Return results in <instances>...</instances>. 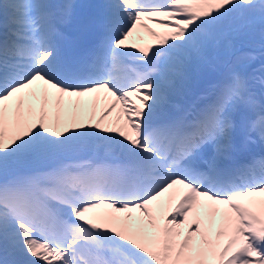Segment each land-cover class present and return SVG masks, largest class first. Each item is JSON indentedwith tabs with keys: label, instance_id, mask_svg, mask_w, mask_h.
I'll use <instances>...</instances> for the list:
<instances>
[{
	"label": "snow or ice",
	"instance_id": "1",
	"mask_svg": "<svg viewBox=\"0 0 264 264\" xmlns=\"http://www.w3.org/2000/svg\"><path fill=\"white\" fill-rule=\"evenodd\" d=\"M74 7L0 0V264H264V156L223 163L264 141L231 59L264 0H106L70 38Z\"/></svg>",
	"mask_w": 264,
	"mask_h": 264
},
{
	"label": "rangeland",
	"instance_id": "2",
	"mask_svg": "<svg viewBox=\"0 0 264 264\" xmlns=\"http://www.w3.org/2000/svg\"><path fill=\"white\" fill-rule=\"evenodd\" d=\"M237 42H235L234 46L235 48H232L231 51V59L233 61H235L237 58H239L240 63L237 65L238 67H240V69L245 73V75L251 77V76H255L256 77V81L260 82V86L262 87V91L260 90L259 93H257L255 91V87L253 86V91H255L256 95H257V99L260 100L261 98H264V84L261 83V79L260 77L264 74H262L259 69L261 67L262 64H264V55H261L262 52V48L258 47V42L255 43V41H251L248 42V44H246V46H239V41L236 40ZM236 45V46H235ZM255 48V49H254ZM234 50V51H233ZM248 53H252L254 54V59H249L247 54ZM228 58V54H225L221 57V59H227ZM208 69L211 70V76L207 78V80L203 81V79H201V76H199L198 74L196 75V73L194 74H190L191 75V81H190V89H195V88H199L200 91H202V95H203V100H207L209 98L210 95V86L215 83L217 80L221 79L223 76V73L225 71V69L221 66H217L215 69L211 68V67H206ZM202 69V68H201ZM204 69V67H203ZM200 71V70H199ZM185 99V95L180 96V99L178 100V102H180L181 100ZM255 137V134H253ZM261 141L258 137L255 138L254 142L249 143V145L251 144H255L257 143V141ZM247 144V146H249Z\"/></svg>",
	"mask_w": 264,
	"mask_h": 264
},
{
	"label": "bare ground",
	"instance_id": "3",
	"mask_svg": "<svg viewBox=\"0 0 264 264\" xmlns=\"http://www.w3.org/2000/svg\"><path fill=\"white\" fill-rule=\"evenodd\" d=\"M48 2L52 3V4H61V3H65V2H70L73 5H75V7L73 9V13H74L73 23L63 25L62 29H63V31H66V32L77 33L76 22L98 17L99 13L102 11V5L106 2V0H95V5L88 4L87 0H48ZM89 12H91V14H89ZM0 19H2V17H0ZM150 26L156 27V25H154V24H152ZM141 34L143 35L144 39L142 41H137L138 43H148V42L152 41V38L147 34V32H142ZM253 86L255 87V91L257 93H259L260 90L262 91V87L260 86L259 81L257 82L256 80H254L252 82V87ZM192 91L187 92L186 94H191ZM179 99H180V97H176L173 99V102L177 103ZM182 102L183 101H181V103ZM185 103L186 102L182 103L181 106H185ZM178 104H179V102H178ZM102 106H103V102H101L100 107H102ZM97 111H99V109ZM237 143H239V138L237 139ZM241 153L248 154L249 156H246V157L250 158V159L254 156L255 157L262 156V153L264 155V141L258 140L257 143H255V144L253 143L249 146H246V147H244V149H240V151L238 150L235 154V157H239L240 160L241 159L243 160L246 157L241 156Z\"/></svg>",
	"mask_w": 264,
	"mask_h": 264
},
{
	"label": "trees",
	"instance_id": "4",
	"mask_svg": "<svg viewBox=\"0 0 264 264\" xmlns=\"http://www.w3.org/2000/svg\"><path fill=\"white\" fill-rule=\"evenodd\" d=\"M236 40L239 41V44L244 45V46H246L248 41L254 40L256 42V40H257V42L260 43V46L262 47V45H264V33H262L259 26H257L253 31L236 37L233 41V46H234L235 42H237ZM233 48H235V47H233ZM205 74H206V72L204 73V76H205Z\"/></svg>",
	"mask_w": 264,
	"mask_h": 264
},
{
	"label": "water",
	"instance_id": "5",
	"mask_svg": "<svg viewBox=\"0 0 264 264\" xmlns=\"http://www.w3.org/2000/svg\"><path fill=\"white\" fill-rule=\"evenodd\" d=\"M90 2H92V0H89Z\"/></svg>",
	"mask_w": 264,
	"mask_h": 264
}]
</instances>
